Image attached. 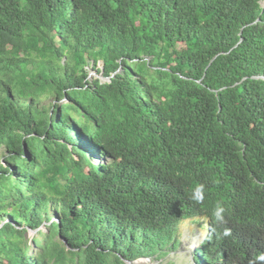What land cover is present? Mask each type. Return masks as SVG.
Returning a JSON list of instances; mask_svg holds the SVG:
<instances>
[{
  "label": "trees",
  "instance_id": "obj_1",
  "mask_svg": "<svg viewBox=\"0 0 264 264\" xmlns=\"http://www.w3.org/2000/svg\"><path fill=\"white\" fill-rule=\"evenodd\" d=\"M263 1L0 0V264H264Z\"/></svg>",
  "mask_w": 264,
  "mask_h": 264
},
{
  "label": "rangeland",
  "instance_id": "obj_2",
  "mask_svg": "<svg viewBox=\"0 0 264 264\" xmlns=\"http://www.w3.org/2000/svg\"><path fill=\"white\" fill-rule=\"evenodd\" d=\"M91 77L98 76L96 70L89 68ZM105 80V79H104ZM98 160L97 158L94 159ZM203 227L193 224L191 221L181 223L179 226L180 231V245L175 250H171L169 254L164 257L161 262L163 264H194L197 255V249L201 242L205 239L206 230ZM37 232H31V235H36ZM134 264H158V261H153L149 258H140L133 261Z\"/></svg>",
  "mask_w": 264,
  "mask_h": 264
},
{
  "label": "water",
  "instance_id": "obj_3",
  "mask_svg": "<svg viewBox=\"0 0 264 264\" xmlns=\"http://www.w3.org/2000/svg\"><path fill=\"white\" fill-rule=\"evenodd\" d=\"M263 6H264V1H263ZM92 74V73H91ZM91 74H90V76L89 77H91ZM33 232H37V230L36 231H33ZM129 264H134L133 262H129Z\"/></svg>",
  "mask_w": 264,
  "mask_h": 264
},
{
  "label": "clouds",
  "instance_id": "obj_4",
  "mask_svg": "<svg viewBox=\"0 0 264 264\" xmlns=\"http://www.w3.org/2000/svg\"><path fill=\"white\" fill-rule=\"evenodd\" d=\"M218 215H219V212H217V216H218ZM260 258H261V259H264V256H261Z\"/></svg>",
  "mask_w": 264,
  "mask_h": 264
}]
</instances>
